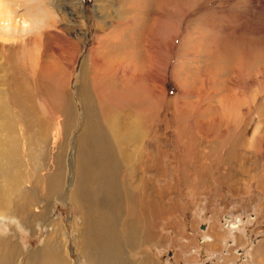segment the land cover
<instances>
[{"label": "rangeland", "instance_id": "374dc122", "mask_svg": "<svg viewBox=\"0 0 264 264\" xmlns=\"http://www.w3.org/2000/svg\"><path fill=\"white\" fill-rule=\"evenodd\" d=\"M30 4L42 25L0 21V140L16 139L0 153V256L24 264L56 237L87 264L71 195L89 79L101 117L125 108L123 189L151 200L138 225L151 237L126 245L127 262L264 264V0ZM124 194L121 226L134 203Z\"/></svg>", "mask_w": 264, "mask_h": 264}, {"label": "bare ground", "instance_id": "6f19581e", "mask_svg": "<svg viewBox=\"0 0 264 264\" xmlns=\"http://www.w3.org/2000/svg\"><path fill=\"white\" fill-rule=\"evenodd\" d=\"M31 1L0 0V21L3 19L14 29L23 25L17 23L18 17L20 18L19 21L23 20L24 23L30 19L40 25L43 21L41 11L39 7L30 4ZM19 7L23 8L24 13H20L19 10L21 9H18ZM5 43H2V45L11 49V46ZM87 80L84 84L87 101L84 102L90 122L86 124L87 131L84 132L83 142L80 146L77 187L71 195V198L79 200L78 204L80 202L79 206H81L85 214L84 222L86 223V230L83 232V238L80 243L83 252L81 254L83 258H86L87 264H131L129 261L127 262L124 255L126 252L123 250L127 249L130 245L137 244L141 235L151 237L150 232L147 231L146 233L144 229V231L142 230V234L139 235L141 229L138 227L142 220V213L145 211L144 207L150 205L151 200L144 197V190L135 191L127 185L123 189V182L120 177L121 169H124L125 165L129 164L128 161H131L130 155L133 156V153L128 150H124L128 159H125L126 156L124 157L123 154V149L125 148L122 146L123 140L127 138L126 140L128 141V139L131 140L132 138V136L128 138V134L126 135V133L121 132V122L124 116L119 119L118 117L121 116L125 108L119 107L115 111L109 106L105 107L108 113L104 117H101V112L98 109L99 106L95 103L94 99V84L92 85L90 80ZM89 86L93 87V89ZM17 100L20 102L19 96ZM4 140H0V153L4 151L5 144L15 143L16 139L15 137H10L8 142H4ZM60 175L61 173H58L53 175L52 178H48L47 185L51 191L58 189ZM17 178L14 176L9 178V180L11 179V182L16 186L21 181L20 176H17ZM124 193H126V201L133 200L134 203L128 206V217L121 221L123 225L121 226L119 216L120 219L123 218L122 209L125 204L121 198L125 195ZM122 194L124 195L122 196ZM137 197L138 200L135 202V198ZM30 200L32 201V199ZM35 207L37 209V206ZM46 240L49 243L42 248L43 250H40V254H32V257L30 256L24 264H71L67 259V253H64L65 250H60L61 245L57 243L56 237H49ZM126 245L129 246L126 247ZM9 259L10 257L0 256V264H10ZM36 259H38V263L33 262ZM147 264L150 263L148 262Z\"/></svg>", "mask_w": 264, "mask_h": 264}, {"label": "crops", "instance_id": "0c3cea01", "mask_svg": "<svg viewBox=\"0 0 264 264\" xmlns=\"http://www.w3.org/2000/svg\"><path fill=\"white\" fill-rule=\"evenodd\" d=\"M209 232L211 231L210 229L208 230ZM208 236V237H207ZM205 238L206 239H208V241H213V238L210 236L209 237V235H206V236H204V241H205ZM258 246V245H257ZM256 247V246H255ZM262 247V246H261ZM260 250V246L258 247V249H254V251H251V255H252V257H251V260L255 263V261H256V253L258 252ZM225 258H227V257H224V259L222 260V264H227V262H226V260H225ZM217 264H221V263H217ZM243 264V263H242ZM245 264V263H244Z\"/></svg>", "mask_w": 264, "mask_h": 264}]
</instances>
